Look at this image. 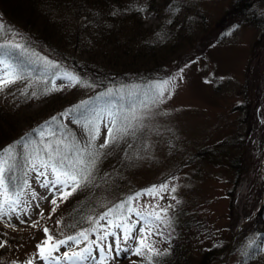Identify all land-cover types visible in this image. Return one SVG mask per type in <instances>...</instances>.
Here are the masks:
<instances>
[{"label":"rangeland","instance_id":"obj_1","mask_svg":"<svg viewBox=\"0 0 264 264\" xmlns=\"http://www.w3.org/2000/svg\"><path fill=\"white\" fill-rule=\"evenodd\" d=\"M155 2L161 4L160 7L169 4L166 7L168 10H157L156 6L155 10H148L135 20L133 31L136 39L143 37L139 31L156 34L154 39L157 41L165 37L173 39L178 34V38L173 39L177 45L176 48L165 47L154 54L152 61L158 59L161 64L162 61L170 64L166 70L154 71L146 85L134 84L137 81L127 85L132 78L112 90V95L121 98L124 104L122 106L115 103V111L135 109L137 116L144 117L142 122L146 127L137 133L138 139L127 138L132 147H128L130 152L121 166H110L111 179L116 180L108 188L109 198L113 201L133 188L142 191L152 185L168 182L169 188H176L175 192L164 193V198L157 200L148 196L141 197L138 202L133 203V207L151 211V208L144 206L158 203L160 208L168 209L166 216L171 221L176 216H195L201 220L204 229L199 231L191 226L185 230L184 236L191 246H226L227 264H239L238 259L241 260L243 254L246 256L250 251L249 255L255 257L251 264H264V235L260 234H264V231L259 232L264 229V218L258 213L244 222L232 238L236 225L252 215L264 194V33L261 35L259 28L237 24V17L228 19L226 12L229 11L232 0ZM107 4L118 6L114 0H109ZM65 10L66 13L70 12ZM224 25L226 26L223 28ZM53 28L58 29L55 26ZM150 36L148 34L147 38ZM7 40L10 45H21L16 32L7 37ZM132 40L131 37H123L121 41L130 45ZM164 42L167 43L165 40ZM89 47L83 45L79 49L73 45L66 46L65 55H75L73 57L78 60L77 65L82 67L85 78L75 86L67 80L56 79L55 86L61 90L51 92L52 97L48 96L46 99L28 96L26 105L19 108V126L22 129L43 119L53 108L65 103L59 97L66 95L67 101L69 97L72 99L93 92L87 86L94 79L91 72L93 66L105 64L106 60L101 56L94 57L88 51ZM40 48L39 51H29L10 47L12 52L20 53L24 65L12 61L14 57L8 52H0V59L16 66L26 77L0 91V104H12L8 98L9 93L25 85L48 86L42 81L50 80L54 73L56 76L63 75L65 70L73 73L65 67L67 63L62 61L58 63V70L46 68L45 60L52 61V53L48 46ZM119 56V69H131L130 64L131 61L134 64V60L137 66L135 69L148 71L154 65H146V60L140 55L131 57L119 53ZM70 59L71 57L69 64L72 65ZM164 80L170 81V84L163 102L142 108L141 101L149 100L152 96L150 85ZM49 87H52L51 83ZM95 94L96 99L103 101L113 97L101 92ZM107 122V116L99 122L100 136L97 141L100 144L107 135ZM62 123L71 128L67 131L71 137L86 142L84 130L73 122L71 116H63ZM45 127V121L42 120L35 135L27 136L31 138L22 140L21 145H28L27 151H31L48 139L54 140L64 134L59 133L55 137L46 134L45 140L41 141L38 133ZM145 144L148 145L147 148L144 147ZM19 151L23 153L25 149L20 148ZM19 161L22 163V177L28 180L30 190H34L37 196L35 199L30 195L23 197L30 204L27 215L20 212L19 218L13 215L0 219V235L14 243L5 252L6 257L13 259L12 264H28L29 261L43 264L37 257V245L45 239L43 229L48 226L52 228L49 213L54 207L50 203L53 193L40 186L36 180V172H28L25 176L23 160ZM60 203L61 200L58 199L57 207ZM156 210L160 211L159 208ZM161 215L165 214L161 212ZM21 220L25 222L21 223ZM137 220L133 215L129 222L136 223ZM34 221H38L37 227H31ZM136 227L139 229L141 225L137 223ZM109 231L122 235L119 229L111 228ZM137 235L138 231L133 233V236ZM96 238V234H91L90 240ZM150 241L154 247H164L160 235L153 234ZM105 243H113L115 249L112 237ZM80 246L72 244L71 248L62 247L60 254L64 251H78ZM126 246L134 248L135 242L129 241L125 245L121 240V247ZM190 250L191 257L188 261L196 264V250ZM231 250L237 252L230 253ZM108 256L107 264H120L126 259H143L132 251H121L117 255L113 250ZM244 261L246 262V258ZM60 264L64 262L61 261Z\"/></svg>","mask_w":264,"mask_h":264},{"label":"trees","instance_id":"obj_2","mask_svg":"<svg viewBox=\"0 0 264 264\" xmlns=\"http://www.w3.org/2000/svg\"><path fill=\"white\" fill-rule=\"evenodd\" d=\"M108 1L0 0V23L4 25V31L0 32V44L10 45L7 37L16 32L21 41V46L25 50L39 51L40 47L45 48V46H48L52 53L51 60L56 64L60 61L67 63L64 66L72 70L81 81L85 78L82 67L80 68L77 65L78 60L73 57L75 55H68L69 57L65 55L67 53V45H73L79 49L83 45H89L88 51L94 57L101 56L106 60L105 64L98 65L95 63L96 65L94 64L95 66H93V71L91 72H93L94 79L91 86H89L93 91L91 94L72 99L69 97L67 101L65 99L66 95L59 97L61 100L64 99L65 103L53 108L43 119L36 121L25 129L19 126V108L23 104L26 105L27 97L32 96L33 91L40 92L46 86L32 85L29 87V85H25L18 90L16 89V91L10 92L8 98H10L12 104H0V149L8 145H13L20 149L19 145L15 143L19 141L21 145L22 140H29L35 135L36 129L42 120L51 122L53 117L57 119L55 123H51L50 127L56 131V136H59L57 135L59 133L69 131L71 128L62 123L60 114L67 109H75L76 106L81 104H84V107L89 112L108 109L115 111V103L124 106L121 98L112 95L113 97H108L103 101L96 99L95 93L101 92L105 94L109 90L117 89L132 78V81L127 85L136 81L134 84L146 85L150 81L152 74L155 73L154 71L166 70L170 63L162 61L161 64L159 63L160 60L152 61V58H155L154 54L165 47L176 48L177 42L174 40L178 38V34L175 35L174 40L165 37V39L157 41L154 39L156 34L139 31V34L143 35V37L138 40V38L136 39V33L133 31L135 28L133 24L135 20L141 18L142 14L148 10H155L156 6H158L157 10L167 11L166 7H169V4L166 6L163 4L160 7L161 4L158 5L155 0H114L118 3V6H113L112 4H107ZM65 9L70 12L66 13ZM226 13L228 19L237 17V24L253 26L261 30V35L264 33V0H232L229 11L227 10ZM53 26L58 29L53 28ZM148 34L152 37L147 38ZM123 37H131L133 39L130 45L121 41ZM0 52H8L14 57L12 61L18 65H24V61L20 58V53L12 52L10 47L0 49ZM119 53L128 54L131 57L140 55L146 60V65L151 63H154V65L150 66L148 71L146 69H135L137 66L135 64L136 60H134V64L132 61L130 64L132 70L128 68L119 69L121 67V64L117 62L120 58ZM70 57V61L73 62L72 65L69 64ZM120 72L122 74H119ZM138 76L142 77L137 79ZM47 87H49V84ZM48 96L52 97V94L40 95L39 97L46 99ZM81 111H84V109H81ZM73 115L69 114L72 118ZM58 125L61 127L58 128ZM30 134L31 137L27 138ZM80 143L83 146L84 142L80 141ZM99 145L100 143L98 142L96 146L98 147ZM105 151L108 152V155L101 159L98 165V172L95 174L96 180L94 183L77 190L66 200L61 201L55 212L49 213L52 218V228L49 226L47 228L56 238L64 239L69 235H75L83 228L90 227L86 221L82 222L84 218L89 216L96 218L114 204L125 200L128 196L140 190L133 188L123 193L121 197H116L113 201L110 200L108 188L116 180V178H113L114 180L111 179L110 166H121L126 157L125 154L130 152L128 141H121L118 146L110 147ZM18 164L20 167L14 173L9 174L13 183L23 182L24 180L21 170L22 163L18 161ZM105 174L108 175L105 176ZM110 202L112 203L110 204ZM258 215L264 218V201ZM57 221H60V223L57 224ZM71 225H75V227H70ZM191 226L199 231L204 229L201 220L195 216L191 217L189 214L183 217L176 216L170 225L161 224L156 229V231L162 233L160 238L164 241V247H155L161 255L155 258L154 264H191L188 261L191 257L190 249L196 250V264H207L216 260H224V262L216 264H227V257L225 256L226 246L217 248V246L209 244L194 247L190 245L188 239L184 236V232ZM263 231L264 229L259 232ZM0 242L4 243V246L0 247V264H12L13 259L6 257L5 252L14 243L7 240L3 235H0ZM84 246L85 244L82 243L80 247ZM254 251L257 250L254 248ZM234 252L230 251V253ZM249 252L246 253V256L244 253L241 260L238 259L239 264H251L255 257L252 258ZM245 258L246 262L244 261ZM120 264H148V261L145 258L141 260L126 259Z\"/></svg>","mask_w":264,"mask_h":264},{"label":"snow or ice","instance_id":"obj_3","mask_svg":"<svg viewBox=\"0 0 264 264\" xmlns=\"http://www.w3.org/2000/svg\"><path fill=\"white\" fill-rule=\"evenodd\" d=\"M4 31V25L0 23V32ZM7 47L22 48L20 44H0V49ZM46 68L59 69V65L52 61L45 60ZM182 71V70H181ZM26 77L19 71L16 66L9 64L6 60L0 59V91L17 81L24 80ZM56 79L67 80L72 86L81 83V79L73 73L65 70L63 75L56 76L55 73L50 80L42 81L45 85L51 83L52 87H44L40 92L33 91L32 96L39 98L40 95H48L53 91H59L60 88L55 86ZM170 81H158L150 85L152 89V96L149 100L141 101L142 108H148L149 104L155 105L158 102H163L164 94L168 91ZM29 86H32L31 84ZM91 86V85H87ZM112 90H109L105 95H112ZM84 109V111H81ZM73 115V122L78 123L84 130L86 142L81 146L80 141L75 137H71L66 131L61 136L53 139H48L47 142L42 143L40 147L33 148L27 151L28 145H20L19 148L25 149L22 153L17 147L8 145L0 149V219L4 217H11L16 215L19 218V213L23 212L27 215L30 204L23 197L30 195L35 199L37 193L30 190V185L27 179L23 182L13 183L9 175L20 167L18 161L23 160V169L25 176L28 172H36V180L40 186L50 190L53 193V198L50 203L54 206L52 212H55L57 200H66L74 192L79 189L88 187L96 180V173L98 172V165L101 159L108 155L105 151L110 147L118 146L121 141L127 142V138L131 137L133 140L138 139L137 133L142 131L146 125L142 122L144 117L137 116L135 109H129L125 112L123 110L112 111L108 109L105 111L93 110L89 112L84 104L78 105L75 109H67L61 113L60 116ZM105 116L108 122L107 135L104 142L98 147L96 141L100 136V121L104 120ZM56 117H53L51 122H45L46 127L41 129L38 133L41 141L45 140L46 134L50 137L56 136V131L51 130V123H55ZM61 127L58 125V128ZM131 148L132 145L128 144ZM148 147L147 144L144 145ZM127 156V153L125 154ZM108 174H105L107 176ZM49 176L51 178H49ZM41 178H43L41 180ZM176 188L173 186L169 188V183L164 182L159 185H152L149 188L138 191L133 195L128 196L125 200L114 204L108 208L101 215L96 218L91 216L84 218L90 227L83 228L75 235H69L65 239H58L51 234L50 230L45 227L43 232L45 239L37 245V257L43 261V264H107L109 260L108 254L115 250L119 255L121 251H132L134 255L141 256L147 259L148 264H154L156 257L161 253L157 250L150 237L153 234L162 235L159 231H154L159 228L161 224L170 225L171 220L166 216L167 208H160L157 203L155 205H145V208H151V211H142L137 207H133L134 202H138L141 197H152L153 200L163 199L164 193L175 192ZM175 199V197H172ZM39 207V205H37ZM159 208L160 211L156 209ZM163 212L165 215H161ZM42 216L43 213L41 212ZM135 215L138 220L136 223H130L131 217ZM101 221L104 223L101 224ZM21 220V223H24ZM60 221H57L59 224ZM139 223L141 227L137 229L136 224ZM38 221H34L31 227H37ZM70 227H75L71 225ZM119 229L121 234L109 229ZM138 231L139 235L133 236V233ZM90 234H96L95 240H90ZM109 237L113 238V243H105ZM121 240L125 245L129 241L135 242V247H121ZM84 243L85 246L78 251H64L60 254L62 247L71 248L72 244L77 247ZM4 243L0 242V247ZM98 253V255H94ZM28 264H33L29 261Z\"/></svg>","mask_w":264,"mask_h":264},{"label":"water","instance_id":"obj_4","mask_svg":"<svg viewBox=\"0 0 264 264\" xmlns=\"http://www.w3.org/2000/svg\"><path fill=\"white\" fill-rule=\"evenodd\" d=\"M262 202H263V197L260 198L259 206H258V208L252 213V215H251L250 217L246 218L245 220L241 221L240 223H238V225H237V227H236V229H235V232L239 230V228L244 224V222H246V221L249 220L251 217H253L254 215L257 214V212L259 211V209H260V207H261V205H262ZM235 232L233 233L232 238L235 236ZM219 262H221V261H216V262H214V263H219ZM208 264H213V263H208Z\"/></svg>","mask_w":264,"mask_h":264},{"label":"bare ground","instance_id":"obj_5","mask_svg":"<svg viewBox=\"0 0 264 264\" xmlns=\"http://www.w3.org/2000/svg\"><path fill=\"white\" fill-rule=\"evenodd\" d=\"M263 157H264V152H263ZM263 164H264V162L262 163V169L264 168Z\"/></svg>","mask_w":264,"mask_h":264}]
</instances>
